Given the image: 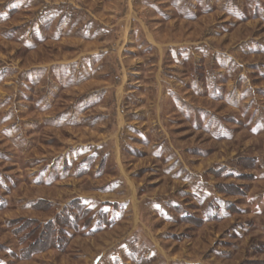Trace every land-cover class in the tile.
Listing matches in <instances>:
<instances>
[{
  "label": "rangeland",
  "instance_id": "1",
  "mask_svg": "<svg viewBox=\"0 0 264 264\" xmlns=\"http://www.w3.org/2000/svg\"><path fill=\"white\" fill-rule=\"evenodd\" d=\"M0 264H264V0H0Z\"/></svg>",
  "mask_w": 264,
  "mask_h": 264
},
{
  "label": "trees",
  "instance_id": "2",
  "mask_svg": "<svg viewBox=\"0 0 264 264\" xmlns=\"http://www.w3.org/2000/svg\"><path fill=\"white\" fill-rule=\"evenodd\" d=\"M49 233H50V230H49ZM42 237H43V239H44V238H45V239H46V238H50V236L48 235V230H47V232H46V235H43ZM43 241H44V240H43Z\"/></svg>",
  "mask_w": 264,
  "mask_h": 264
}]
</instances>
